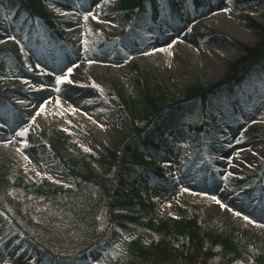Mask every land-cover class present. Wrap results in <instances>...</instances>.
Masks as SVG:
<instances>
[{
	"label": "rangeland",
	"instance_id": "rangeland-1",
	"mask_svg": "<svg viewBox=\"0 0 264 264\" xmlns=\"http://www.w3.org/2000/svg\"><path fill=\"white\" fill-rule=\"evenodd\" d=\"M156 1L160 11L153 23L149 9L124 11L119 0H41L48 15L43 21L10 11L0 0V56H9L0 67V95L8 104L0 109V166L10 182L74 190L55 148L76 172L107 177L100 160L109 151L119 153L136 127L147 126L146 99L162 95L163 106L180 103L186 122L203 130L179 127L173 110L150 126L145 139L160 128L165 135L149 168L162 169L168 182L153 186L144 177L143 198L160 218L196 216L202 227L229 233L236 243L261 252L264 0H205L199 11L193 0H177L184 12L181 25L172 22L164 0ZM49 21L52 31L45 25ZM222 28L233 37L220 33ZM53 32L62 35L59 42ZM243 37L244 46L232 39ZM230 50L242 56L227 55ZM237 69L244 70L238 81L223 83L205 102L182 105L189 89L208 88ZM57 77L71 82L57 84ZM151 156L145 159L150 162ZM99 221L104 236L110 224L106 210ZM110 225L116 241L77 264L126 262V243L137 231L119 221ZM33 257L0 212V264H48Z\"/></svg>",
	"mask_w": 264,
	"mask_h": 264
},
{
	"label": "trees",
	"instance_id": "trees-1",
	"mask_svg": "<svg viewBox=\"0 0 264 264\" xmlns=\"http://www.w3.org/2000/svg\"><path fill=\"white\" fill-rule=\"evenodd\" d=\"M119 1L122 9L135 8L141 13L150 5L157 16L155 0ZM167 1L174 19L180 21V4L176 0ZM6 3L10 10L20 8L30 17H46L40 0H6ZM194 3L197 7L205 4L204 0H194ZM243 72L237 69L208 88L189 89L183 103L195 99L205 102L223 83L241 79ZM162 97L146 99L149 108L145 116L149 126L156 123L165 110L178 114L183 110L180 103L163 106ZM0 108H5L1 98ZM180 125L190 129L182 116ZM146 131L147 128H136L135 137L119 153L110 151L100 160L108 169L105 178L91 172L79 174L69 168L68 174L75 181L74 191L33 188L20 179L11 183L0 166V212L23 235L24 243L35 257L50 264H76L85 261L90 251L110 247L117 233L107 226L104 236L99 235L102 209L106 210L110 223L119 220L137 231L136 237L126 243L125 264H264V250L255 252L236 243L229 233L204 228L196 217L157 216L153 204L142 197L140 180L147 175L151 184L164 179L162 170L148 168L144 156L149 153L153 162L157 160L155 152L161 147L160 138L165 130L160 128L144 139ZM56 156H60L58 152ZM118 209L123 211L114 213ZM146 236L149 243L145 245L142 239Z\"/></svg>",
	"mask_w": 264,
	"mask_h": 264
},
{
	"label": "bare ground",
	"instance_id": "bare-ground-1",
	"mask_svg": "<svg viewBox=\"0 0 264 264\" xmlns=\"http://www.w3.org/2000/svg\"><path fill=\"white\" fill-rule=\"evenodd\" d=\"M108 21H110V22H112V20L109 18L108 19ZM72 22V21H71ZM228 22H230V23H228V24H230L231 26H232V24H233V22H231V21H228ZM232 23V24H231ZM200 26H201V28L203 29V30H207L206 28H205V26L204 25H201L200 24ZM251 32V31H250ZM220 33H222V34H226V35H228V36H231V37H233V35L232 34H230V33H232L230 30H227L226 28L224 29V28H222L221 30H220ZM234 41H236V42H240L239 44L240 45H247L248 43L246 42V38L245 37H243V38H238V39H236V38H232ZM183 50V49H182ZM183 53L185 54L186 53V50H183ZM238 54V55H237ZM216 55L218 56V59L220 60V61H223V62H225V58L223 57V55L222 54H220V53H216ZM227 55H235V56H233L234 58H239L240 57V55L242 56V54H240V53H236L235 51H233V50H230L229 52H228V54ZM182 57H185V56H182ZM219 64V63H218ZM76 75V73L74 74H72V76H75ZM195 199H198V198H196L195 197Z\"/></svg>",
	"mask_w": 264,
	"mask_h": 264
},
{
	"label": "snow or ice",
	"instance_id": "snow-or-ice-1",
	"mask_svg": "<svg viewBox=\"0 0 264 264\" xmlns=\"http://www.w3.org/2000/svg\"><path fill=\"white\" fill-rule=\"evenodd\" d=\"M68 71H69V73H71V71H72L71 68H69ZM65 82H69L70 83L71 81H68L66 77H57V79H56V83L57 84H62V83H65ZM57 91H59V89H57ZM24 134H25V132L18 133V135H21V136H23ZM217 203H219V201H217Z\"/></svg>",
	"mask_w": 264,
	"mask_h": 264
}]
</instances>
